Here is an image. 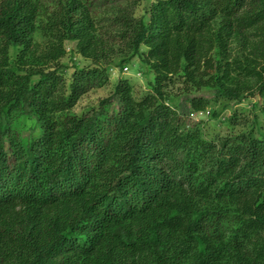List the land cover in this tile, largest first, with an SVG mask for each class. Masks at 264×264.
Masks as SVG:
<instances>
[{
    "label": "trees",
    "instance_id": "obj_1",
    "mask_svg": "<svg viewBox=\"0 0 264 264\" xmlns=\"http://www.w3.org/2000/svg\"><path fill=\"white\" fill-rule=\"evenodd\" d=\"M0 264H264V0H0Z\"/></svg>",
    "mask_w": 264,
    "mask_h": 264
},
{
    "label": "rangeland",
    "instance_id": "obj_2",
    "mask_svg": "<svg viewBox=\"0 0 264 264\" xmlns=\"http://www.w3.org/2000/svg\"><path fill=\"white\" fill-rule=\"evenodd\" d=\"M142 9V6L140 7ZM137 10V13L139 10ZM66 57L61 60L63 64L68 65V72L67 75L72 72L71 66L74 63H77L80 67H83L85 65H88L89 62L87 60H84L81 58L76 52H75V44L67 42L66 43ZM144 49V48H143ZM139 59L135 58L132 60L129 64L126 65L123 70H120L119 68H112L109 75V83L100 89H93L87 94H85L78 104L74 107L73 113L80 115L82 112H85L93 107L96 106L99 100L107 97L109 93L111 92V89L113 88V85L115 82H117L120 79H126L128 80L133 86L134 89L137 92L147 91V83L146 79L144 78V75L142 74V71L139 67ZM68 76H66V80L68 79ZM153 77L150 75L149 80H152ZM181 88L180 85H176L171 91L172 94L177 92ZM256 100L248 95H244V97L240 100L238 104H229V108L224 109L223 105L228 104L227 102L218 101L216 104L209 106L204 112L203 115L196 114L193 115L190 119V122L198 123L200 126H202L203 129V135L206 138H214L219 139L223 136H225L227 133H229V128L227 127V118L231 116L232 114L239 115L238 120L245 119L248 123V117L250 116V112L253 109L252 105L255 104ZM215 111L218 116L212 117V112ZM239 124H245L244 121H242ZM235 124L233 126V129L231 131L240 132L242 131V125Z\"/></svg>",
    "mask_w": 264,
    "mask_h": 264
},
{
    "label": "built area",
    "instance_id": "obj_3",
    "mask_svg": "<svg viewBox=\"0 0 264 264\" xmlns=\"http://www.w3.org/2000/svg\"><path fill=\"white\" fill-rule=\"evenodd\" d=\"M125 70H127L126 68H125ZM208 113V112H207ZM198 114H200V115H203L204 114V112H199Z\"/></svg>",
    "mask_w": 264,
    "mask_h": 264
}]
</instances>
